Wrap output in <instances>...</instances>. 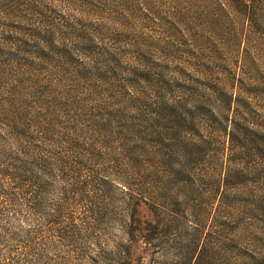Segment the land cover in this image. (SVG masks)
<instances>
[{
	"label": "rangeland",
	"instance_id": "374dc122",
	"mask_svg": "<svg viewBox=\"0 0 264 264\" xmlns=\"http://www.w3.org/2000/svg\"><path fill=\"white\" fill-rule=\"evenodd\" d=\"M222 1L0 0V120L4 107L34 108L55 119L56 129L67 126V133L99 146L106 160L95 176L113 180L123 175V158L138 154L160 160L169 172L223 171L220 148L230 154L231 142L227 137L223 143L220 129L229 124L240 181L212 192L176 180L167 184L168 259L201 248L210 255L200 264H263L244 234V117L262 121L264 27L244 41V25L234 12L218 8ZM199 132L210 142L201 152L180 146L178 140ZM48 182L38 216L20 200L0 198V250L24 251L19 242L31 229L40 240L37 260L17 254L13 264H93L99 248L84 232L59 241L44 231L43 216L72 195L60 218L92 220L91 233L109 248L122 235L121 220L130 219L122 185L73 184L72 192L56 168ZM202 203L210 211L197 231L194 216ZM141 212L152 217L145 206ZM142 247H135L134 264H152Z\"/></svg>",
	"mask_w": 264,
	"mask_h": 264
},
{
	"label": "trees",
	"instance_id": "16d2710c",
	"mask_svg": "<svg viewBox=\"0 0 264 264\" xmlns=\"http://www.w3.org/2000/svg\"><path fill=\"white\" fill-rule=\"evenodd\" d=\"M217 6L220 9L227 8L236 14L239 23L244 25L246 42L253 40L254 34L264 27V0H224ZM248 104H251V101ZM2 113L3 117L0 120L2 202L20 200L28 212L38 216L44 205L43 189L49 184V178L55 168L67 176L69 190L72 192L76 189L73 184L87 187L93 183L122 185L126 198L123 204L124 210L130 219L121 220L122 235L119 240L111 243L109 248L102 247L99 238L91 233L92 220L75 215L60 218L62 207L68 203L72 195L65 194L64 199L53 207V213L43 216L44 231L48 233L53 231V236L59 241L84 232V237L90 239L99 248L95 251V255L91 256L93 264H134L135 247L140 244H143L144 251L151 255L152 264H200V259L210 255L207 250L200 248L189 254L177 251L168 259L166 246L168 237L163 227L167 208L165 188L170 181L176 180L183 183L182 186L186 188L195 186V189L199 190L204 187L212 192L215 187L239 182L242 171L233 167L236 162L237 143L234 142L231 131L226 130V125L229 124L223 122L222 127L221 123L219 125L224 136L223 143L227 137H230L231 142L230 154L225 155L223 145L220 148L219 160L223 171L218 169L217 172H210L199 169L169 172L164 169L160 160H151L138 154L123 158L120 164L123 175L113 180L105 175L95 176L96 168L104 167L102 163L106 160L99 146L96 147L67 133V126L56 129L55 119L40 114L34 108L14 111L4 107ZM259 115L262 119L259 122L244 117V234L247 235L249 244L250 242L256 244L255 248H250L251 255L260 257L259 261L264 264V108L259 110ZM231 122L235 124V119L231 118ZM208 125L209 123L204 124L203 129L206 130ZM183 139L178 140L182 148H195L198 152L210 143L200 132L197 137ZM167 145L173 144L167 143ZM72 152L76 153L75 156L71 154ZM71 155L75 157L72 158L74 162ZM76 155L84 156L86 160L97 157V161L94 164L86 161L83 163L79 157L76 158ZM200 159L203 160L204 157L201 155L196 162H201ZM86 173H92V176L85 175ZM235 178L238 180L235 181ZM181 202L184 204L183 200ZM141 206L152 212L151 218L141 212ZM199 206L194 216L197 221L195 226L197 231L203 228L210 211L206 204L202 203L198 210ZM128 207L131 210L129 212ZM185 209L187 211L186 207ZM54 213L55 215L52 216ZM32 232L31 229H25L24 237L19 242V246L23 247L24 251L0 250V264H13L17 254L27 262L36 261L40 240L36 237L37 233Z\"/></svg>",
	"mask_w": 264,
	"mask_h": 264
}]
</instances>
